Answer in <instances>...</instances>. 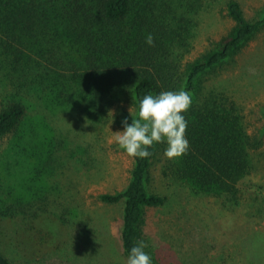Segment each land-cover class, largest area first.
Here are the masks:
<instances>
[{"label": "trees", "instance_id": "obj_1", "mask_svg": "<svg viewBox=\"0 0 264 264\" xmlns=\"http://www.w3.org/2000/svg\"><path fill=\"white\" fill-rule=\"evenodd\" d=\"M198 5L192 0H0V69L9 77L39 79L37 85L44 83L51 96L52 81L69 75L75 85L70 84L69 96H88L104 120L111 106L126 103L136 112L146 93L188 91L192 104L184 115L189 147L169 159L172 176L193 192L234 207L245 193L261 189L250 177L264 160V104L256 101L258 111L248 109L242 94L210 79L218 77L264 27V11L249 19L240 0H226L224 9L233 24L219 37H207L203 48L192 54L189 14ZM148 33L153 36L151 45L145 42ZM24 114L25 105L17 101L0 109V137L13 131ZM122 117L131 122L128 113ZM165 147L156 143L149 157L132 158L126 186L99 195L104 202L122 201L120 241L126 255L142 239L145 208L166 199L146 189L153 159ZM43 215L52 219L51 231L39 219ZM65 223L52 208L0 210V264H25L26 257L18 251L24 234L30 235L26 254L31 258L32 252L31 259L38 263L46 255L63 252L71 240ZM11 233L17 242H12ZM91 259L97 261V256Z\"/></svg>", "mask_w": 264, "mask_h": 264}, {"label": "rangeland", "instance_id": "obj_2", "mask_svg": "<svg viewBox=\"0 0 264 264\" xmlns=\"http://www.w3.org/2000/svg\"><path fill=\"white\" fill-rule=\"evenodd\" d=\"M192 1L199 4L189 14L195 54L207 37H219L233 21L224 9L226 0ZM240 1L249 19L264 11V0ZM3 70L0 69V109L17 101L25 105V114L13 131L0 137V210L52 208L65 219L71 237L63 252L46 255L38 263L31 259L35 257L32 252L31 258L30 252L26 254L30 235H22L18 251L26 257L24 263L126 264L127 255L120 241L122 201L104 202L99 195L120 191L128 182L132 157L115 143L114 137L123 127V114L134 116V109L126 103L119 108L111 106L104 120L100 107L76 87L78 93L69 96L70 84L75 86L69 75L52 81L51 96L44 83L37 85L41 83L39 79H17ZM210 83H222L227 90L242 94V104L258 111L256 101L264 104V27ZM77 87L81 90L84 85ZM262 162L260 170L250 177L260 191L245 193L234 207L223 206L216 198L176 182L170 160L160 149L149 169L146 189L166 199L161 205L146 207L141 223L142 239L147 241L146 251L153 261L264 264ZM39 219L52 229L51 218L43 215ZM53 235L56 238L57 234ZM10 238L13 243L18 241L13 233ZM58 240L62 241L61 236ZM92 254L97 261L91 259Z\"/></svg>", "mask_w": 264, "mask_h": 264}, {"label": "clouds", "instance_id": "obj_3", "mask_svg": "<svg viewBox=\"0 0 264 264\" xmlns=\"http://www.w3.org/2000/svg\"><path fill=\"white\" fill-rule=\"evenodd\" d=\"M145 42L153 43L148 33ZM192 104L191 94L184 90H162L158 93H146L138 102L135 118L128 122L125 117L122 129L116 131L115 143L132 158H146L152 153L156 143H165L164 156L178 158L188 151L189 141L185 135L188 121L184 113ZM147 241L139 239L128 250L126 264H153Z\"/></svg>", "mask_w": 264, "mask_h": 264}]
</instances>
